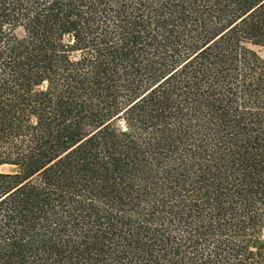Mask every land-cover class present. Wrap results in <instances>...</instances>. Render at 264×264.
<instances>
[{"label": "trees", "instance_id": "obj_1", "mask_svg": "<svg viewBox=\"0 0 264 264\" xmlns=\"http://www.w3.org/2000/svg\"><path fill=\"white\" fill-rule=\"evenodd\" d=\"M264 0H0V264H264Z\"/></svg>", "mask_w": 264, "mask_h": 264}, {"label": "rangeland", "instance_id": "obj_2", "mask_svg": "<svg viewBox=\"0 0 264 264\" xmlns=\"http://www.w3.org/2000/svg\"><path fill=\"white\" fill-rule=\"evenodd\" d=\"M257 52L264 58V48L263 47H257L256 48ZM13 168L9 166H0V171L7 172V171H12ZM264 234V231H263Z\"/></svg>", "mask_w": 264, "mask_h": 264}]
</instances>
